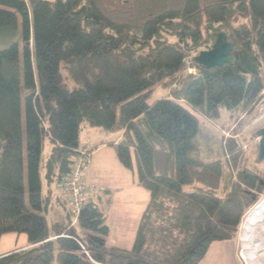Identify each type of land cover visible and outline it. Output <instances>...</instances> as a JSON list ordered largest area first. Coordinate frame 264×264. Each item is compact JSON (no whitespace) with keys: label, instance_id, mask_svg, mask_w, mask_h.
<instances>
[{"label":"trees","instance_id":"1","mask_svg":"<svg viewBox=\"0 0 264 264\" xmlns=\"http://www.w3.org/2000/svg\"><path fill=\"white\" fill-rule=\"evenodd\" d=\"M218 31L233 43L235 61L195 64ZM6 41L0 238L25 234L27 245L0 254V264H200L211 243L237 237L264 179L246 169L232 137L222 135L225 162L201 160L199 117L219 118L225 109L240 129L241 116L257 111L264 0H0V44ZM157 88L168 95L152 100ZM85 127L121 133L108 145L148 192L130 249L108 245L97 199L89 197L77 217L65 207L67 225L46 219Z\"/></svg>","mask_w":264,"mask_h":264},{"label":"rangeland","instance_id":"2","mask_svg":"<svg viewBox=\"0 0 264 264\" xmlns=\"http://www.w3.org/2000/svg\"><path fill=\"white\" fill-rule=\"evenodd\" d=\"M236 23V22H235ZM225 32L226 31H218ZM217 32V33H218ZM216 33V34H217ZM206 45L202 48L201 51L209 49L212 44L208 39H206ZM9 45V42H4L0 44V48L6 47ZM19 50H20V64L22 65V45L21 40H19ZM200 51V52H201ZM199 54V53H198ZM187 74L194 75L196 70L193 68H188L185 70ZM23 86V83H22ZM264 91V90H263ZM262 91V92H263ZM261 92L262 99L258 103L257 111L251 115H242L240 118L241 127L239 129L238 122L233 120L229 116V112L225 109L221 110V115L219 118L214 119H205L199 117L200 128H201V137H200V150L198 152V157L203 161H214L221 160L226 161V150L223 144V136L232 137L238 147H242L244 151V157L246 158L244 162L246 163V169L252 170L254 173H257L259 176L264 179V160L258 161V138L255 136V132L264 126V93ZM152 100L157 99L158 97H165L168 95V91L157 88L154 91ZM23 106V98H22ZM239 123V124H240ZM118 130L107 132L99 128H90L85 127L82 129L80 134L81 149L91 153V157L95 151L94 147H101L100 142L108 143L110 139L118 134ZM223 135V136H222ZM107 145V144H106ZM50 142L44 140V148L42 152L41 165H40V175L42 178L43 193H46L44 172H45V162L48 157L50 150ZM245 148V149H244ZM90 157V159H91ZM99 161L108 167H111V163L107 158V155L104 154ZM90 163V162H89ZM87 168L84 170L83 183H82V192H84V197H86V202L91 197L93 200H96L95 194L99 193L100 198L97 199L100 201V208L105 214L107 221L112 227V242L117 245H131L132 239L128 238L129 233L125 232L126 230L131 229L137 220L141 217L143 209L148 201V192L137 186L136 184L128 183L127 174L133 175V181L135 182V174L128 170L125 174L122 171H112L108 170L107 180L108 183L112 186L110 192L104 193L101 187H96V185L88 186L86 184V174ZM78 180V176L74 175L71 179ZM61 184V183H60ZM60 184H54V189L57 191L58 197L63 201L62 188ZM76 184V182H74ZM119 188H117V186ZM136 186L135 190L131 186ZM116 186V187H114ZM97 189V190H94ZM110 197V203L108 204L106 200ZM56 197V196H55ZM26 202H27V193H26ZM48 209L45 213L46 219L49 224L59 223L61 225H67L69 223L68 216L66 214V208H69V204H65L63 201L62 205L58 207L54 206V197L51 199ZM112 204V207L110 205ZM264 204V192L260 193L259 199L256 203L250 208L247 214L244 216L239 228L237 237L234 240L227 241H216L211 243L208 252L206 254L205 260L200 264H254L256 261H251V254L254 251V260H258V263H264V214L261 210L260 214L257 217L256 223H252L248 229L247 222L252 215H255L260 211V206ZM109 205V206H108ZM66 207V208H65ZM259 207V208H258ZM263 209V208H261ZM75 223L77 218L74 220ZM251 222V221H250ZM259 222V223H258ZM75 227V226H74ZM263 227V228H262ZM249 230V231H248ZM247 239H243V234ZM263 234V236L260 235ZM260 236V237H259ZM244 237V238H245ZM27 243V238L25 234H16V233H6L0 238V254L6 253L19 248ZM133 244V243H132ZM239 245L241 246V251H238ZM132 246V245H131ZM129 246V249L131 248ZM256 249V250H255ZM235 251L239 256V263L234 258ZM238 251V252H237ZM256 252V253H255ZM256 254V255H255ZM253 256V257H254ZM249 258V259H248Z\"/></svg>","mask_w":264,"mask_h":264},{"label":"crops","instance_id":"3","mask_svg":"<svg viewBox=\"0 0 264 264\" xmlns=\"http://www.w3.org/2000/svg\"><path fill=\"white\" fill-rule=\"evenodd\" d=\"M121 137V133H118L114 139H110L108 143H102L100 142L99 145L101 144V147H97L95 146L94 149V153L90 159V163L87 165L88 166V169H87V174H86V184L89 186H92V185H96V187H101V188H104V193H108L110 192V188L112 187L110 185V183H108V180H107V173L109 172L108 170H110V172H112L113 170L114 171H122L123 173H127L128 170L126 168H124L118 161L117 157H116V153H115V149H114V146H109L108 144L109 143H115L117 142ZM107 144V145H106ZM106 154L107 155V158L108 160L110 161L111 163V167H108L107 165L101 163L99 161V159L104 155ZM129 173V172H128ZM127 181L128 183H132L133 185L136 184L134 181H133V175H131L129 173V175L127 174ZM117 186V185H116ZM114 186V187H116ZM131 188L133 190H135V187L136 186H132L130 185ZM93 187V186H92ZM117 188H119L117 186ZM137 189V187H136ZM100 195L99 193L95 194V198L96 199H99L100 198ZM56 196V197H55ZM54 197V206L55 207H58L60 204L62 205L63 201H62V198H61V194H60V197L58 198V194H57V191L54 189V191L52 192V198L53 199ZM111 195L108 197L110 199ZM52 201V200H51ZM109 206V205H108ZM110 207H112V204L110 205ZM59 208V207H58ZM67 211V210H66ZM65 211V212H66ZM105 215V214H104ZM140 219V218H139ZM106 221H107V218H106ZM109 229H110V232H109V235L106 237V240H107V243L110 247L112 248H118V249H129V246L132 245L133 243V240H134V236H135V233H136V229H137V226H138V223H139V220H137L136 224L132 227L131 226V229L129 230H126L125 229V232H128L129 235H128V238L132 239V242H131V245H121V246H117L115 245L113 242H112V239H111V236H112V227L111 225L106 222ZM27 243L24 244L23 246L19 247V248H23V247H26ZM238 252V251H237ZM234 258L237 260V262L239 263V256L237 255L236 251H235V254H234ZM205 260V258H204ZM203 260V261H204ZM202 261V262H203Z\"/></svg>","mask_w":264,"mask_h":264},{"label":"water","instance_id":"4","mask_svg":"<svg viewBox=\"0 0 264 264\" xmlns=\"http://www.w3.org/2000/svg\"><path fill=\"white\" fill-rule=\"evenodd\" d=\"M232 50L233 43L230 41L227 33L218 32L212 46L193 56L192 61L206 68L232 64L235 61L231 56ZM255 136L258 138V161H262L264 160V126L255 132ZM238 251H241L240 245Z\"/></svg>","mask_w":264,"mask_h":264},{"label":"built area","instance_id":"5","mask_svg":"<svg viewBox=\"0 0 264 264\" xmlns=\"http://www.w3.org/2000/svg\"><path fill=\"white\" fill-rule=\"evenodd\" d=\"M91 153L83 149L77 150V156L71 164V170L69 174L64 177L60 186L62 188L63 201L72 207V212L75 217L79 215L80 209L86 204V197L82 192V183L84 170L90 160ZM74 175L78 176V180H72ZM76 182V184H74ZM75 222V221H74Z\"/></svg>","mask_w":264,"mask_h":264},{"label":"bare ground","instance_id":"6","mask_svg":"<svg viewBox=\"0 0 264 264\" xmlns=\"http://www.w3.org/2000/svg\"><path fill=\"white\" fill-rule=\"evenodd\" d=\"M258 208H259V207H258ZM261 208H263V209H261ZM261 210L263 211L262 214H264V204L260 206V211H259V213L257 212L255 215H252L251 218L249 219V221L247 222V225H248L247 228H248V229L250 228V226H251L252 223H256V221L258 220L257 217H258V215L260 214ZM263 218H264V217H263ZM250 221H251V222H250ZM260 222L263 223L264 220H262V221H260ZM258 223H259V222H258ZM263 226H264V224H263ZM262 228H263V227H262ZM248 231H249V230H248ZM245 234H246V233L243 234V239H244V240L247 239V237H248V236L245 237V236H244ZM260 235L263 236V234H261V233H260ZM244 237H245V238H244ZM259 237H260V236H259ZM255 250H256V249H255ZM255 253H256V252H255ZM251 255H252V256H251V261H253V262L256 261L254 264H259L257 259L254 260V259H255L254 251L252 252ZM255 255H256V254H255ZM253 256H254V257H253ZM248 259H249V258H248ZM261 264H264V263L262 262Z\"/></svg>","mask_w":264,"mask_h":264}]
</instances>
